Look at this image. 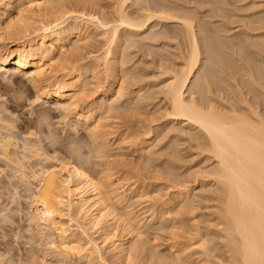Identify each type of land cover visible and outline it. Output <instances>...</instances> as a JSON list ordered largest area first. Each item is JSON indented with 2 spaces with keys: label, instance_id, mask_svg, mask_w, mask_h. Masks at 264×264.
I'll return each mask as SVG.
<instances>
[{
  "label": "bare ground",
  "instance_id": "bare-ground-1",
  "mask_svg": "<svg viewBox=\"0 0 264 264\" xmlns=\"http://www.w3.org/2000/svg\"><path fill=\"white\" fill-rule=\"evenodd\" d=\"M44 1L30 0L31 7L28 4L26 7L22 4L25 0H0V72L11 86L17 87L18 94L20 90L24 92L28 80L36 93L34 103L56 104L68 121L67 126L73 130L83 127L95 150L89 146L91 149L84 152L87 146L82 141L84 137L78 136V142H68L67 137V143L65 139L63 144V139L56 138L55 130L47 133L50 125L45 123L48 119L45 109L37 113L36 120L27 122L36 129L27 134L30 142L19 145L14 135L15 125L2 117L5 107L0 111V159L12 164L18 182L29 193L30 233L33 232L37 246L41 247L39 250L44 253H41L44 260L39 263L110 264L109 259H113L114 264H217L215 254L224 247L229 264H233L237 258L232 255L236 251L234 245L243 246L245 228L251 223L248 213L236 203L240 191L245 188L243 181L251 179L257 194L259 192L258 167L254 177L248 176L250 164L243 135L249 124L259 123L264 116V10L258 11L264 6V0H251L249 4L245 0V5L242 4L244 0H113L115 2L109 7L102 5V0ZM234 18L241 24L238 25L242 29L239 36L231 35L228 28L230 19L237 23ZM167 25L174 30H169ZM89 26L100 31L106 42L103 63L93 66V63H85L82 56L68 62L64 59L65 54H69L67 46L74 51L81 48L83 34ZM57 49L64 52L63 59L67 61L64 64L63 60L60 68L56 65ZM137 49L142 54L140 59L152 57L150 66L153 64L155 70H159V76L151 78L147 68L137 70V62H133L137 54L133 50ZM95 60L100 59L96 57ZM98 71L112 83L98 90L97 102L88 103L87 100L82 106L81 102H85L91 90L86 79H96L100 75ZM178 75L184 81L181 87L185 100L195 96L197 107L207 103L208 107L217 109L223 129L220 140L225 147L222 155L226 167L222 168L216 159L212 140L200 127L195 114L187 119L184 114H171L173 101L168 98L169 89L165 85L176 80ZM240 77H247V80ZM128 80H133V85L125 84ZM221 86L228 89L227 96V93L222 96ZM122 116H146L151 121H148L150 124L146 122L148 126L141 134L127 131L128 136L125 132L116 137L110 122ZM157 121L162 123L153 127ZM39 133L48 136L46 147L43 146L45 142L38 139ZM224 137L230 138L236 147ZM125 143H130L129 146L144 159L150 157L147 162L150 166L154 164L152 158L170 151L169 161L164 160L170 163L167 171L171 177L173 174L175 178L182 177L175 186L171 183L174 187L168 199L158 200L160 194L157 193L155 198L148 197L158 200V209H152L149 214L137 211L138 202L145 198L146 188L128 184L132 179L131 166L122 160L123 154H112L115 145L122 147ZM184 145L198 150L203 156L201 163L214 161V167L198 168L196 172L188 169L178 175L176 172H180L185 162ZM50 147L55 149L53 153L49 152ZM121 149L117 151H123ZM58 151L67 152L70 159L61 153L63 156H60ZM92 154L97 162H93ZM220 173L226 176L235 173L237 188L232 193L231 208L223 183L218 179ZM200 185L208 188H201L202 193L198 194L196 186ZM210 201H216L221 248L214 238L215 233H209V229L208 233L196 229L201 232L197 231L200 237H193L195 241L192 238L187 245L174 243L168 253L160 251L158 242L157 245L147 239V229L151 227L157 231H171L175 236L174 230L181 227L183 219L196 214ZM222 224L225 225L223 229ZM258 230L257 219V245ZM39 250L34 249L33 255L37 256ZM38 260H10L7 254L0 252V264H38Z\"/></svg>",
  "mask_w": 264,
  "mask_h": 264
},
{
  "label": "rangeland",
  "instance_id": "rangeland-1",
  "mask_svg": "<svg viewBox=\"0 0 264 264\" xmlns=\"http://www.w3.org/2000/svg\"><path fill=\"white\" fill-rule=\"evenodd\" d=\"M22 1H24V0H22ZM29 1L25 0L26 3L22 2V4L23 5L25 4V6H26L29 3ZM111 2H115V1H113V0L112 1L111 0H102L101 4L109 7V5L112 4ZM231 2H233V0ZM250 2H251V0L250 1L248 0L247 4H249ZM243 3L245 5L246 1L242 2V4ZM46 5H48V4H46ZM26 7H28V6H26ZM260 10L263 11L264 10V6H260L258 11H260ZM104 11H107V9L104 10ZM205 11H207V9ZM38 13L42 14L40 12H38ZM5 17H7V16H5ZM5 17H4L3 20H5ZM232 20L230 19V26L228 27L231 30V35L236 33L235 35L239 36V34H240L239 32H241V30H242L241 27L238 26L240 24V23L238 24V22H237V21H239V19L235 21V22H237L236 24L234 22H232ZM215 21L216 20H214L213 22H215ZM203 22H205V20H203ZM233 23H234V25H232ZM231 25H232V27H231ZM219 26H221V25H219ZM167 27L168 28L170 27L169 30H171V29L174 30L171 25H167ZM94 29L95 28H93V27L91 28L89 26V29L87 30L88 32L86 31L83 34V39L84 40H82L81 43H84L83 45L85 47L82 45L81 48H77L74 51V50H71V49H74V48L69 47V45L67 43V45H68L67 47L68 48H66V49H67V51L69 50V54L66 53L65 56H64L65 58L63 57V55H64L63 53L64 52L62 53V51L58 50L59 49L58 48L57 51L55 52L57 54L56 58L58 57V59L59 58H62V59H59V60L56 59L57 60L56 62L58 63L56 65H58V66L60 65L61 66V63H62V65H64L67 62L65 60L68 59V62H70V60H72V61L75 60L76 57H77L76 59L81 58L80 56H82L81 59H84V62H85V59H86L85 63H88V64L93 63V64H91L93 66L96 65L97 63L102 64L103 63V59H104V54L106 52L105 48H107V46H106L105 40L103 39V36L100 34V31H98L96 29H95L96 30L95 31ZM98 35H101L102 37L98 36ZM74 42H75V40H74ZM58 51H60L61 53L58 52ZM133 52H134V54L137 53L136 55L139 54L138 49L136 50V52H135V50H133ZM72 55H74V56H72ZM136 55L133 56V62L134 63L137 62L136 63L137 67H138V68L136 67L137 70H140V69L142 70V69H146L147 68V70H149V71H147V73L149 72L150 75L149 74L148 75L151 78H153V77L155 78L156 74L159 76V74H160L159 70H155L156 67L153 64L151 65L152 67L150 66V63L152 61L151 60L152 57H151V59L149 57H143V59H140V58H142L141 52H140V54L138 56H136ZM68 56H69V58H68ZM73 57H74V59H71ZM96 57L99 58L100 60L99 61L95 60ZM134 57H136V58H134ZM144 59H147L148 61L144 60ZM63 60L65 61L64 64H63ZM141 60L144 61L143 62L144 64L143 63L140 64V62H142ZM60 61H62V62H60ZM145 64H146V66H145ZM60 66H59V68H60ZM61 73L62 72H60V74ZM98 73H99V71H98ZM99 74L100 75H97L98 78L96 77V79H91V78L90 79H86L87 80L86 83L90 84L89 85L90 88L88 87V89H91V90L89 91V94L87 93V95H86L87 97L88 96L89 97L87 98L85 96V99H84L85 102H83V104L81 102L82 106L86 105V101L87 100H88L87 101L88 103L90 101L91 102H97L98 101L97 99H98V97L100 95V91L106 89L112 83V80L107 78L104 75V73H99ZM221 76L224 77V75H221ZM244 78H246V79H244ZM243 79H242L243 81H246L247 77H243ZM132 81L133 80H130V81L128 80L127 83L125 82V84L129 83V85L130 84L133 85L134 81L133 82ZM28 82L29 81L26 80V86L24 87V88H26V90L23 88L24 92L22 93V90H20L19 92H21V93L18 94V92H17L18 89L15 90L17 87L14 86L13 84L11 86L10 85L11 82H9V81L7 82V79L5 77H2V72H0V111H3V110L6 111V113L5 112L2 113V115L4 114L5 116L4 115L3 116L1 115V116L4 117V118L7 117L5 120H9V121H11V123L13 125H15L14 127H15L16 131H14V135L16 134L15 138L17 140L19 139V143L18 144L19 145H22V144L24 145V142L25 143L26 142L27 143L30 142L29 140H27L26 137H28L27 134L31 133L30 131L32 129H34V128L29 126L27 122L29 120L30 121L36 120L37 119L36 115H37V113L39 111L40 112L41 111L45 112V110H47L46 114H48V116H47L48 119H46L47 122H45V123L48 124V122H49V125H50V126L47 125L48 127H50V128L47 127V130H48L47 133H49L50 129L53 130V131L55 130L54 134L57 133V135H56L57 137L56 138L58 140H60V141L63 139L62 142L66 139L64 141L65 144L67 143V137L70 139V140L68 139L69 140L68 142H73V140H74V142H78V141H80V139H78L79 138L78 136H80V138L84 137V139L82 138L83 139L82 141H84V143L86 142L85 144H87V146H85L83 144V146H85V149H84L85 151L84 150L83 151L86 152L88 150V148H90V147L93 148V144L91 143V140H89V137L86 134L87 132L84 131V129H82L83 127H80V128L77 127L76 128L78 133H76V130L71 129L72 127L69 128L67 126L68 125L67 124L68 121L66 122L64 120V116L62 115V112L56 107L57 106L56 104H54L53 102H50V103H44V105H43L39 101L34 103V101H36V93L34 92L35 90L32 88L33 86H31L30 82L29 83ZM224 87H226V86H221V89L224 90V94L222 93L223 94L222 96H224L228 92L227 91L228 89L224 88ZM133 88H135V87H133ZM98 90H100V91H98ZM15 91H16V93H15ZM17 94H18V96H17ZM227 95H228V93L225 96H227ZM18 97H19V99H17ZM20 97H22V98H20ZM32 102H33V104H32ZM3 107H5V109ZM2 108H3V110H2ZM10 117H11V119H8ZM147 119L148 118L146 116H140V117H134V118L122 116V117H119L117 119L111 120L110 124H111L112 129H113L112 131H114V133H116V137L124 135V133L127 132V131H129L130 134H131V132L132 133H136L134 131H138V134H141V131H143V130L145 131L146 130L145 128L148 126L146 124L147 123L150 124V122H148V121H151V120H147ZM158 122L159 121L154 123L153 127H155V126L157 127L158 125H160L162 123V121H160L159 123ZM45 128H46V126H45ZM51 130H50V132H51ZM34 131H36V129H34ZM41 135L42 134H40V133L38 134V136H39L38 139H40L42 141V143H43V141L45 142L43 144V146H45V144H49L48 139H46V141H48V142L45 141V138L48 137V136L46 134H45L46 136L45 135L41 136ZM84 135H87V136H84ZM125 135L128 136V132L125 133ZM87 141L90 144H88ZM64 142H63V144H64ZM80 144H82V142ZM129 144L130 143H128V144L125 143L122 147L121 146L118 147L117 145H115V147H114L115 151L113 150L112 154L113 155H116V154H121L122 155L123 154L122 155L123 156L122 160H125L127 162V163H125L126 165L131 166V167H129V174H130V177L132 179H131V181L128 184L132 185L133 187L135 186L134 188H140V187L141 188H146V189H144L145 198L146 199L143 198L141 200V202H138L140 204L136 203L138 206L136 204L135 205L137 206V211L141 210L143 212V210H144V212H147L149 214V212L151 213L153 210H157L158 209V206L156 204H158L157 201L159 199L162 198L161 200L164 201V200H166V199H168L170 197V194L173 192V190H172L173 187L176 185V183L179 182L180 179H182V177L175 178L173 176L175 174H173L172 177H171L169 171H167L169 169V167H170V166H168V165H170V163L169 162L165 163L164 160H166V161L168 160L169 161V159H167V158H170L169 157L170 154H171L170 151H169L170 154L166 153V154H164L165 156L163 154H161L162 156L160 157V154H159L157 156L158 158L157 157H156V159H154L155 157L152 158L151 162H153L154 164H152L150 162L151 163V166H150V164L147 165L149 163L148 160H150L149 159L150 157L148 158V156H147L144 159L143 156L141 157V155L139 154L140 152H135V149L130 147ZM47 148L49 149V145H48ZM118 148H122L121 150H123V151L119 150L120 152H118L117 151ZM50 149H51V147H50ZM182 149H183V151H182L183 153L182 154L185 157V162L182 165V167L179 168L180 172H176V173H178V175L182 174L184 172H188L189 170H190V172L191 171L192 172H196L198 168L211 169V167L212 168L214 167V165H215L214 161H211L210 163H208L209 161L206 162V163L205 162L201 163L202 160H203L202 159L203 156L200 155L199 152H197L198 150H196V149H192L191 150V148H189L188 145H184L182 147ZM54 150L55 149H51V150H49V152L53 153ZM92 150H95V149L93 148ZM92 150H91V152H92ZM58 152H59L60 156L64 155V157H68V159H70L69 154H67L68 156H66L67 152L66 153H65V151H63V152L58 151ZM60 153L63 154V155H61ZM56 154L58 155V153H56ZM56 154L54 153V156ZM51 155H53V154H51ZM86 156L88 157L90 155L86 154ZM92 156H94V157H92ZM201 156H202V158H201ZM91 158L93 160L95 158V155L92 154ZM1 159H0V252L7 254V257H8V259L10 258V260L13 259V260L16 261V260H19L20 258L25 260V258H26V260L28 261L31 258H33L35 260L39 259L37 261V263L40 264L41 261L44 260V256H43L44 253L42 252V249H41V251L39 250L41 247L39 245L37 246V242H36V239L33 236V232L30 233V231L32 229H31V225H30L28 217L30 218L29 212H31V210H30V207H29V204H28V200L29 199L27 198V196H29V193H28V191H26L27 189L25 190L26 187H24V185L22 186L21 183L18 182L17 176L15 174L16 172H15L14 168H12V164L8 163L7 161L5 162L4 160H1ZM97 160H93V162H97ZM162 162H164L165 164H163ZM36 163L37 162H34V165H36ZM145 163H146V165H145ZM198 164H199L200 167H198ZM152 165H153V167L156 166V168L155 167L153 168ZM29 166H31V165H29ZM159 166L162 167V168L161 169L160 168L157 169V167H159ZM167 166H168V168H167ZM89 167L92 169L93 166L90 164ZM127 168H128V166H127ZM156 169L158 170V172H157ZM159 169L161 171H159ZM178 175L176 174V177ZM177 180H178V182H177ZM172 182H173L174 186L171 185ZM196 187H197L196 193L199 194V192H201V190H202L201 188H203V187L205 188V187H207V185H204L203 187L201 185H200V187L199 186H196ZM15 189H17V190H15ZM156 193L158 195L160 194V196H157ZM146 194H147V197H146ZM203 194H205V192H203ZM150 196L152 198H155V196H157L158 200H153V199L149 200V198H151ZM166 196H167V198H166ZM163 197H165V198L163 199ZM147 199H148V201H147ZM19 203H20V205H19ZM214 205H216V201H210V203L208 202V203H206L204 205L202 210L197 211L196 214L194 213V215L193 214H189V216H186L188 218L185 217L183 219L184 223L182 225H180L181 227L183 226V228L177 226V228H180V229L176 228V230H174L175 231L174 233H176L177 235L175 234V236H174L171 231H170V233L168 231H157L156 229L151 227V229L150 228L147 229V232H148V234H147L148 238L147 239L151 243H153L155 241V244H156L158 242L161 245V246L159 245L160 251H162L164 253L165 252L168 253V252H170L169 250H171L170 247L172 245H174V243L187 245V244L190 243V241L192 242V238L193 237H195V236L196 237H200V236H197V235H199V233H201L200 231H198L199 229L202 231V233H205L204 231L207 232L208 229H209V231H208L209 233H211V234L215 233L216 237H214V238L216 239V241L218 243L216 241L215 242L221 248L222 247L221 246V240L219 238V233L217 232L218 229H219V227L217 225L219 223V221H218L217 215L215 213L216 209H215ZM212 206H214V208ZM22 209H23V212H22ZM196 229H198V230H196ZM197 231L199 233H197ZM17 232H18V234H17ZM19 233H20V235H19ZM32 236H33L34 240H32L33 238L31 239ZM195 238H193L194 241H195ZM158 243H157V245H158ZM37 247H38V249H37ZM32 248H33V251L31 250ZM222 248H224V247H222ZM222 248L220 249L219 252H216L215 255L218 256V257L215 258V262L217 264H219V263L220 264H227V263L229 264L228 256H225V254H227V253L224 251L225 249H222ZM34 249L39 250L38 252L40 254L38 253V254H36L37 256H34L33 255L34 254ZM9 255H10V257H9ZM29 255H31L32 257L30 256L31 257L30 258ZM39 255H41V256H39ZM13 256H15V257H13ZM27 257H29V258L27 259ZM34 257H38V258H34ZM48 261H50V259ZM109 263L110 264H114L115 261L113 259H109Z\"/></svg>",
  "mask_w": 264,
  "mask_h": 264
},
{
  "label": "snow or ice",
  "instance_id": "snow-or-ice-1",
  "mask_svg": "<svg viewBox=\"0 0 264 264\" xmlns=\"http://www.w3.org/2000/svg\"><path fill=\"white\" fill-rule=\"evenodd\" d=\"M29 6L31 7V5ZM70 15H75V13H70ZM105 39H108V37H105ZM186 74L187 70L185 71ZM183 83V78L178 75L176 80H172L170 84L165 85L169 89L168 98L173 101L171 114H184L185 119L195 114L199 118L200 127L211 138V146L214 149L216 159L221 162V167L224 168L226 165L222 154L225 152V147L220 140V136H223V129L219 124V113L215 106L208 107L207 103H202L200 107H197V98L195 96H191L190 100H185L183 95L184 90L181 87ZM193 122L195 123L196 121L193 120ZM224 139H227L233 147H236L230 138L224 137ZM243 140L248 148L247 160L250 164L248 176L250 178L254 177L256 168L258 167L259 169V192L257 194L255 185L251 179L243 181L245 188L240 191L239 200L236 203L242 211L248 213L251 223L245 228L246 234L243 246L241 247L239 243L234 245L236 251L232 255H235L237 258L233 264H264V116L261 117L259 123L248 125V131L244 133ZM228 171H231V169H228ZM234 176L235 173L231 176L220 173L218 176V179L223 183V191L228 196L229 208L233 205L232 193L237 188V180L233 178ZM257 219L259 229L258 245L255 243ZM221 227L223 229L225 225L222 224ZM52 247L55 248V245H52ZM241 256L243 257L242 260L240 259Z\"/></svg>",
  "mask_w": 264,
  "mask_h": 264
}]
</instances>
